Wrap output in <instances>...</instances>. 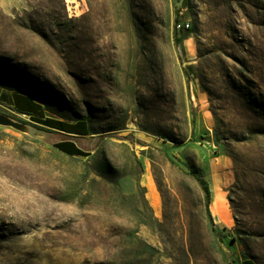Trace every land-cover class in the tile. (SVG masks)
Segmentation results:
<instances>
[{"label":"rangeland","instance_id":"obj_1","mask_svg":"<svg viewBox=\"0 0 264 264\" xmlns=\"http://www.w3.org/2000/svg\"><path fill=\"white\" fill-rule=\"evenodd\" d=\"M0 87L94 133L0 104V264H264V0H0Z\"/></svg>","mask_w":264,"mask_h":264},{"label":"crops","instance_id":"obj_2","mask_svg":"<svg viewBox=\"0 0 264 264\" xmlns=\"http://www.w3.org/2000/svg\"><path fill=\"white\" fill-rule=\"evenodd\" d=\"M13 92H9L6 89H3L0 87V104L6 105L19 114H22L23 116H26L28 118H34L36 115L34 112L35 107L30 102H27L25 100H16L14 97ZM41 119H45L41 118ZM34 124L40 126L44 130L49 131L52 134V145L54 148V145L61 144V143H68L67 144V150H64V152L57 150L54 148L58 153L61 155L67 156V157H75V158H82L80 156H70L69 154L75 153V150L82 151L84 153H88L90 150L89 147L92 146V143L94 142L93 139L90 140L91 136L94 134L91 131V128L88 123L85 124L84 127H81V129H78L79 131H76V133H69L62 130H57L54 128L46 127L41 124H37L34 121H32ZM66 122V121H64ZM66 123H75V122H66ZM82 133V134H77ZM90 137V138H89ZM89 138V139H88Z\"/></svg>","mask_w":264,"mask_h":264},{"label":"trees","instance_id":"obj_3","mask_svg":"<svg viewBox=\"0 0 264 264\" xmlns=\"http://www.w3.org/2000/svg\"><path fill=\"white\" fill-rule=\"evenodd\" d=\"M187 32V31H186ZM14 97L16 98V100H25L27 102H30L33 107H35V112L34 114L36 115V117H34L32 119V121H34L37 124H41L43 126L46 127H50V128H54L57 130H62V131H66L69 133H76V131H79L78 129H81V127H84L85 124L87 123L84 120H79V121H75V123L71 124V123H66L64 121H60V120H56V119H51V118H45V119H41L42 117L39 116L38 114V108L36 107V105H34V103L32 101H30L29 99H27L26 97H24L23 95L14 94ZM77 134H82V133H77ZM67 144L68 143H61V144H56L54 145V148H56L59 151L64 152V150H67ZM70 156H80L82 158H85L88 156V153H84L82 151L79 150H75V153L69 154ZM196 182L199 185V188L201 189L203 196H204V207L206 209V212L209 214V204H210V190L208 189L206 183L199 178L198 176L194 177Z\"/></svg>","mask_w":264,"mask_h":264},{"label":"water","instance_id":"obj_4","mask_svg":"<svg viewBox=\"0 0 264 264\" xmlns=\"http://www.w3.org/2000/svg\"><path fill=\"white\" fill-rule=\"evenodd\" d=\"M0 127L9 128L27 137L41 138V134L22 122L0 113Z\"/></svg>","mask_w":264,"mask_h":264},{"label":"built area","instance_id":"obj_5","mask_svg":"<svg viewBox=\"0 0 264 264\" xmlns=\"http://www.w3.org/2000/svg\"><path fill=\"white\" fill-rule=\"evenodd\" d=\"M182 13L180 12L179 13V15H181ZM175 27H176V29H183V28H185V29H187L188 27H189V25H188V23L187 22H185V21H180V20H178L176 23H175Z\"/></svg>","mask_w":264,"mask_h":264},{"label":"bare ground","instance_id":"obj_6","mask_svg":"<svg viewBox=\"0 0 264 264\" xmlns=\"http://www.w3.org/2000/svg\"><path fill=\"white\" fill-rule=\"evenodd\" d=\"M105 52H106V51H105ZM106 54H108V53H106ZM106 54H105V55H106ZM107 56H108V55H107ZM105 58H106V57H105ZM107 58H108V57H107ZM107 58H106V59H107ZM105 61H106V60H105ZM20 115L23 116L22 114H20ZM214 213H215V211H214Z\"/></svg>","mask_w":264,"mask_h":264}]
</instances>
